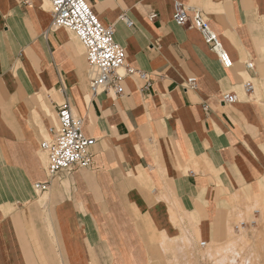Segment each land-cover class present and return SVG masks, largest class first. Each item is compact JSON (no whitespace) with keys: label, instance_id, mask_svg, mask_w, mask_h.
<instances>
[{"label":"crops","instance_id":"0c3cea01","mask_svg":"<svg viewBox=\"0 0 264 264\" xmlns=\"http://www.w3.org/2000/svg\"><path fill=\"white\" fill-rule=\"evenodd\" d=\"M87 2L151 85L127 75L123 95H93L84 47L51 28L50 4L0 0V264H167L197 235L225 248L250 212L241 225L264 235V0ZM176 2L205 14L230 67L174 21ZM66 97L93 164L51 178L41 143Z\"/></svg>","mask_w":264,"mask_h":264},{"label":"built area","instance_id":"2783aa9c","mask_svg":"<svg viewBox=\"0 0 264 264\" xmlns=\"http://www.w3.org/2000/svg\"><path fill=\"white\" fill-rule=\"evenodd\" d=\"M46 1L52 11L51 28L69 29L81 41L89 65V87L93 95L99 93L123 95L124 79L127 75H136L145 81V88L151 85L148 73L128 64L126 48L115 39L114 27L105 26L87 0ZM156 16V12L149 14L150 19ZM173 19L179 25L189 24L197 28L223 65L226 67L232 65L227 51L202 11L194 10L193 15L190 16L189 7L176 2ZM253 65V62L246 63L249 68ZM185 84L187 88H196V77H188ZM243 87L246 92L254 88L251 82H246ZM236 100V93L230 92L224 95V101L233 103ZM52 132L53 135L41 143L49 177L53 178L61 171H70L74 167H90L93 164L91 147L96 139L83 132V118L75 113L67 97L57 106V124L52 127ZM40 187L44 188L46 185ZM40 187L38 186L39 189Z\"/></svg>","mask_w":264,"mask_h":264},{"label":"rangeland","instance_id":"374dc122","mask_svg":"<svg viewBox=\"0 0 264 264\" xmlns=\"http://www.w3.org/2000/svg\"><path fill=\"white\" fill-rule=\"evenodd\" d=\"M250 213L246 214L245 217L236 219L235 224H238L239 232L234 227L229 228L226 242L222 244L225 248L215 250L212 243L203 247L201 246L202 240L197 235L196 247L194 243L189 244L187 240H182L181 244H176L175 261H168L167 264H247V261L262 264L263 262L260 261H264V235L256 234L255 229L251 226L250 228L247 226L243 228L241 225V221L251 223ZM190 245L192 249H189Z\"/></svg>","mask_w":264,"mask_h":264}]
</instances>
